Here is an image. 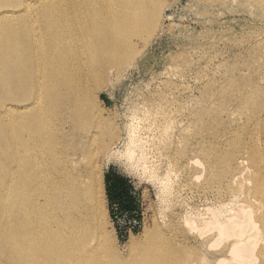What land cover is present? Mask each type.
Returning a JSON list of instances; mask_svg holds the SVG:
<instances>
[{
  "label": "rangeland",
  "instance_id": "374dc122",
  "mask_svg": "<svg viewBox=\"0 0 264 264\" xmlns=\"http://www.w3.org/2000/svg\"><path fill=\"white\" fill-rule=\"evenodd\" d=\"M163 1L158 28L93 93L109 143L96 159L105 264H264V225L247 195L251 155L264 164V121L252 117L264 109L248 104L259 89L264 102V0ZM241 219L243 237L219 239L213 225L229 234Z\"/></svg>",
  "mask_w": 264,
  "mask_h": 264
},
{
  "label": "bare ground",
  "instance_id": "6f19581e",
  "mask_svg": "<svg viewBox=\"0 0 264 264\" xmlns=\"http://www.w3.org/2000/svg\"><path fill=\"white\" fill-rule=\"evenodd\" d=\"M163 4L0 0V264H105L96 159L109 143L105 119L93 110V93L109 67L119 70L137 55L134 40L151 37ZM259 91L250 93L248 104L260 101L263 110ZM252 117L264 121L258 112ZM259 162L252 154L255 187L247 195L256 201L253 213L264 225V164ZM237 222L229 234L225 223L213 225L219 239L243 237V219ZM246 243L230 246L234 260L249 251Z\"/></svg>",
  "mask_w": 264,
  "mask_h": 264
}]
</instances>
